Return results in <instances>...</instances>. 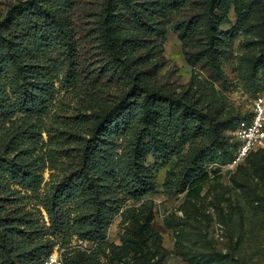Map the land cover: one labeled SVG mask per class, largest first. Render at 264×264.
I'll use <instances>...</instances> for the list:
<instances>
[{
  "label": "rangeland",
  "instance_id": "rangeland-1",
  "mask_svg": "<svg viewBox=\"0 0 264 264\" xmlns=\"http://www.w3.org/2000/svg\"><path fill=\"white\" fill-rule=\"evenodd\" d=\"M26 1L0 0V22ZM210 2L37 0L32 15L17 11L3 32L20 66L0 64V106L15 103L34 82L55 88L44 101V132L35 120L28 127L16 123L24 127L25 155L0 125L6 138L0 144L1 218L11 212L42 226L32 239L50 241L47 258L58 255L66 264L70 253L81 254L82 264H264V146L234 168L208 163L214 152L224 154L254 100L264 96V0H217L214 28ZM42 15L52 18L46 23ZM140 85L173 104L151 102L146 123L143 107L131 125L135 132L125 131L116 143L132 164L135 154L142 156L140 169L155 191L135 203L113 190L110 199L120 210L110 215L105 251L89 262L99 242L54 235L42 204L55 183L79 170L84 145L102 119L144 98ZM6 162L24 173L39 165L38 186L25 188L3 174ZM202 166L215 179L189 197L190 176ZM98 191L92 187L91 197ZM85 199L65 208L66 222L87 209ZM22 229L27 232L25 224Z\"/></svg>",
  "mask_w": 264,
  "mask_h": 264
},
{
  "label": "trees",
  "instance_id": "trees-1",
  "mask_svg": "<svg viewBox=\"0 0 264 264\" xmlns=\"http://www.w3.org/2000/svg\"><path fill=\"white\" fill-rule=\"evenodd\" d=\"M36 1L28 0L20 3L12 8L7 17L0 22V40L4 41L0 43V59L5 53L4 51H8V57L1 60V65L13 63L15 67L20 66L18 58L13 52L11 39L6 38L3 32L17 19L18 12L27 16L32 15V8ZM216 2L217 0H211L210 2L208 20L211 28H214L215 25L212 15ZM262 5L264 9V3ZM41 18L47 23L52 17L50 15H42ZM139 88L144 93V98L140 100L142 97L139 96L134 102L129 101L118 115L113 116L111 114L108 118L104 117L102 119V122L96 127L95 133L84 145L79 170L71 172L69 176H65V178L55 183L53 189L46 193L42 204L53 221L54 235H61L63 239L78 236L85 240L99 242L97 252L92 254L89 262L99 259L105 251L107 247V242H104L105 230L110 224V215L117 214L120 210L117 203L113 202L115 200L110 199L112 192L114 193L113 190L123 192L127 198L135 203H140L146 196L155 191L154 184L150 182L148 176L140 169L141 166L138 160L142 156L135 154L133 164L130 158L125 160L119 154L120 146L116 143V139L120 138L125 131H130L132 134L135 132L131 125L139 123L136 115L140 114L139 112L142 111L143 107H146L144 119L146 123L150 114L149 106L151 102L169 105L173 103H171L169 97L161 93L147 90L141 85ZM54 89V86L48 87L43 86L41 82H34L31 87H25L15 103L12 102L6 106H0V125L2 129L7 128L5 135L10 134L11 138H14L18 143V149H16L19 154L25 155L26 149L22 148L24 138L20 136L24 127L17 126V121H23L26 127L29 126L27 123L31 124L34 120L37 123V127L43 125L45 115L42 114V110L46 107L44 101L54 93ZM19 115H25L26 118L18 119ZM77 124L82 127L85 122L79 121ZM39 132H44L42 126ZM5 139L0 138L1 146L6 142ZM141 144L142 142L139 140L137 149ZM232 148L233 143L230 144L229 148H225L224 154L214 152L208 163L225 164L230 161ZM9 149L10 146H6V150L10 151ZM11 162L16 163L14 161ZM1 169L3 174L12 180H18L25 188L37 187L39 184V181L35 179L37 177L36 170L39 169L37 164L29 166L25 173L18 171L16 165L11 166L8 162ZM214 172L218 173V170ZM192 173L188 196L196 197L215 178H212L203 166L198 170L197 174ZM92 187L99 188L98 196L95 198H92L89 192ZM83 194L87 196V199L83 202L87 209H81L77 216L66 222L65 219L70 213L69 210L65 211V208ZM109 205L110 207L107 208ZM92 209L93 212H91ZM3 211H5L4 208L0 209V264H44L46 256L52 253L53 245L49 240L32 239V237L35 233H40L39 235H41V232L45 231V229L38 223L26 221L23 217L13 215L11 212L1 218ZM24 224L27 232L22 229ZM142 237L141 235V239ZM19 239L22 240L19 241ZM68 255L66 264L83 263L79 259L82 257L81 254L70 255L69 253Z\"/></svg>",
  "mask_w": 264,
  "mask_h": 264
},
{
  "label": "built area",
  "instance_id": "built-area-1",
  "mask_svg": "<svg viewBox=\"0 0 264 264\" xmlns=\"http://www.w3.org/2000/svg\"><path fill=\"white\" fill-rule=\"evenodd\" d=\"M232 157L225 164H214L220 168H234L258 148L264 146V96H258L253 102L250 116L242 122L232 140ZM45 264H64L58 255H52L45 260Z\"/></svg>",
  "mask_w": 264,
  "mask_h": 264
}]
</instances>
